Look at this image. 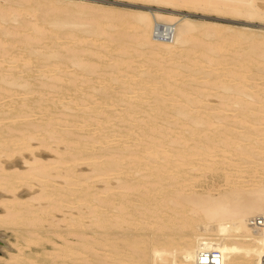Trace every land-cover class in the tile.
<instances>
[{
  "label": "bare ground",
  "instance_id": "obj_1",
  "mask_svg": "<svg viewBox=\"0 0 264 264\" xmlns=\"http://www.w3.org/2000/svg\"><path fill=\"white\" fill-rule=\"evenodd\" d=\"M28 1L29 0H26V2H28ZM140 1H144L146 3L148 2V4L150 3L152 6L150 5L151 7L147 8L146 10H132L131 9V10H126V11H120V12H118V14H116L114 12L115 15L112 14L111 10L106 9L105 12L102 11V14H98L96 16V18H98V20L94 19V22L91 21V20H93V19H91V17L89 18V19H91L90 21H86V20L84 21L83 16L86 17V15H90L92 13L94 15V13L97 11V9H98V11H99V9L103 10L102 7L89 5L88 3L87 4L78 3V1L77 2H71L72 3L71 7L65 6V5H59V4L58 5L57 4L52 5V3L46 4V5L44 4L46 6L45 8L48 12L51 13L53 11L52 12V14H53L54 11H56L57 13L55 12V14H53V15L48 13L49 16H47L48 14L46 15V13H47L46 11L40 12V10H39V14L40 13L44 14L46 12L44 14V16L46 15L47 17H42L41 21H43V23L47 22V25H50L53 27L52 30L56 32V35H54L55 38H56V36H58V33H60V34L62 33L61 29L64 28L65 26L76 27L77 29L83 31L84 34L86 32H89V36H90V34L92 36L93 35L94 36L95 35L101 36V33L103 34V32H101V28H100L101 26H100L99 18L104 19V23L106 22L111 26H112V24H118L119 26H121V31H119L116 36H113L112 32H111L112 36L111 35L108 36V34H110V33H108V34L105 33V34H103V36L106 35L108 37V40L111 41V43L114 40L118 41L117 43H123L124 41H130L131 43H133V45H130L129 47H121L122 46V44H121L120 48H117L118 49L117 51L123 55H125V54L129 55V53L131 51H133V52L138 53V56L139 55L142 56L141 52H143V53L146 52L145 55H147V56L145 58V62L148 63L147 65H149V66L152 65L155 68L157 67L158 72L160 70L162 71V72L161 71L159 72V74H161V75H158V72L156 71V69H155V72H150L149 69L144 68L145 65L142 66V64L140 65V63H138L139 66H142L144 68V69H142L141 67L137 68V70L139 68H141L140 70H138V72L136 74L139 77L138 80L137 79L134 80L136 77L132 76L131 74L128 75L126 73L125 74L121 73L120 77H123L122 78L123 80L122 81L120 80V83H121L122 88H124V92H128V93L132 92V90H130V87H132L131 85L135 86L136 89H138L139 91H141V92L143 91L142 93L144 95L149 96L153 100L154 105H152V107H150V108L152 111H154L156 113H158V112L160 113V110H162L163 105H165V102L168 101V103H170L169 102L170 99H171V103H176L178 101V104L174 105V108H175L174 110L176 111V114L179 117L187 118L191 123H193L192 124L193 126L195 124V126L201 127L199 129V131H201L202 134L200 133L201 135H200L199 139L202 141V143L204 142V145H202V147L197 149V150H199L198 153L194 149L196 151V153L199 155H202V156H206V158H207L209 153L211 152L212 148H214V146H213L214 142H216L215 145L218 142L221 145L220 147H223V149H224L223 152L227 153L228 155L229 154L237 155V156H240V155L245 156L246 155L248 157L250 156V158L254 157V160H255L254 163L256 166H254L255 169L251 171V172L254 171L253 174L251 175V173H250L251 178L247 179L246 181L245 180L242 181V179H240V181H239L238 179L242 178L241 177V174H242L241 171L242 170H240V171L237 170L236 165H233L232 163H230L232 161H230V159H228L229 157H227L226 154L224 153L225 156H223V157H227V160H229L230 162H225L227 160L222 158L224 160L223 161L218 160L217 163H219V161H221L220 163H222V165H224V164L227 165L225 167V171L227 170L225 172L226 173V179H227L226 182H228V185H229V188H227V190H223L219 195L215 196V195H212L211 192H205V194L195 193L194 191L189 192V193L188 192L184 193V192H182V190H183L182 188L188 187V186H185V187H182L181 189L178 188L177 191L173 192V195H175V198L171 197V199H166L165 193L163 191L164 186L159 187V185L156 182L160 183L163 181H169V180H172L176 177H181V176H183L184 180H185L187 177V176L185 177V175H189L190 171L188 169H185L184 167L186 165L193 164L191 155H189V153L192 151H190L189 153H186L187 155H184V156H182V158H180L181 157L179 155L180 151L176 150V151H178L176 156L179 155L180 157L177 156V158H176V156H174V155L173 156L166 155V157L163 158L164 161L161 160L162 163H160V164L156 163V165H155V161L158 159L157 158L155 160V158L158 155H161L162 153H163L162 155L165 156V153L162 151V149H160V147L158 145L159 140L155 139L154 141L157 142V144H155V142L153 140L150 141L151 139H149V141H144V142H146V144H145V146H143V148L138 149V147H137V150H135V151H128L129 150L128 146L127 147H124L123 145H122L123 147L122 146H116V147L112 146L111 148H113L112 149L113 151L111 154L109 153V155L111 157L107 156L109 158L108 159L105 158V161H103V162L101 161L102 163L99 166V168L96 167L95 169H91V171H93V172L97 171V174L95 175V177L97 178L96 179L97 181H98V178L103 177V175L106 178L105 175L109 176L112 173L113 174L117 173L119 175H120V173H122L121 175L123 176L124 173L126 172V170L124 171V168L121 167L122 166L121 161H123V160L120 159V157H118V156L122 153L127 152V154H131V156L134 155V159L132 158L133 159L132 161H134L136 163V165L138 166V167L137 166L132 167L131 171L132 172L136 171L137 173H139V168H140V173H141L142 172L141 169L143 171H144V169H148V172L146 173V175L151 176V177H156V180L153 181L156 184H152V186L150 184V187L145 188L146 186H143L144 184L132 182L131 183L132 185L124 186L126 183L121 182L122 185L119 187L121 190H124V191H118V192L114 193V191H113L114 189H111L109 187V189L108 188L100 189V190H103V189H105V190L101 191V192L99 191V193H96V191H94V192L91 191L90 193H85V194L79 195V194L75 193L76 192V191H74L75 189L70 188L72 186V184H74V183H72L71 186H69V184H68L67 186H69V188L65 187L66 185H63L65 188H61V186L56 188L54 186L55 184L52 183V185L53 184L54 185L51 187V189L42 190L45 192L40 193L41 192L40 191L39 192L40 195H37L36 197H34V195H33V197H30V200L28 199V201H31V202L23 201L24 198L22 199L20 196H17V195H16V197H14L12 199L7 200L9 198V196H6L7 198H6V200H4L3 203H4V206L6 207L7 210H6L5 214H3L2 216L0 214V223H9V224L15 223V225H16V224H18L16 222H19V219L23 218L25 220V221L23 220L25 222V224L27 222V223H29L30 227H31V225L33 226L30 229H28V232H37L38 230L41 229V225H40L41 221L43 223H45L43 220H46V216L49 215L48 211L51 209L45 211L46 210L45 206H44L45 209L41 208L42 206H40L39 208H37V207L35 208V205H34V203H32V201H34V200L38 201V200H44V199L48 200L49 199V201H51L49 203L50 208L52 207L53 210L54 209L62 210L64 206H68V208L71 209V211H72V209L77 210V213L75 212L76 210L74 211L76 213V216H73V215H75V213H73V214L71 213V214H69V216L71 215L73 217H65L63 219V221H65V226H64L63 230H60V232L64 238V244H63V247L61 249V253L59 255L61 260L60 261L58 260L62 264H123V263L124 264H126V263H128V264H199L201 261L202 254H203V252H205V250L214 251V252L218 253V255L216 256V261L219 264H264V260H263V258H264V232L260 227H258L257 225L254 224L255 219L264 215V75H263L264 74V29H263L264 28V0H140ZM23 2H24V0H23ZM67 3H69V2L67 1ZM20 6L21 5H19V7ZM35 6L31 7L32 9L34 8L33 11H35V8L37 10H38V8L40 9L41 8L40 6H42V4L38 3V5H35ZM43 8L41 10H43ZM27 9H30V8L27 7ZM181 9L198 10V11L200 10V11H205V12H215V13H219L221 15L224 14V15H229V16L231 15L234 17H242L243 19L246 20L247 23H250V24L252 23V24L250 25V24L246 23L247 25L241 26L243 28H242V30H240L239 33H234L233 35L227 34L224 30H223L224 31L223 32L219 27H214V26H213L214 28H212V27H210V28L201 27L199 24H197V22L194 19L189 17L188 13H186V14L180 13ZM12 11H13V9H12ZM29 11H31V9ZM36 11H35V13H36ZM7 13L8 12L0 13V19H6ZM24 13H26V11L23 12V14ZM37 13H38V11H37ZM37 13H36V16H37ZM13 14H14V12H13ZM13 14H12V17H13ZM79 15L82 16V21H80ZM12 17L10 16V18H12ZM17 17H18V14H17ZM77 18H78V20H77ZM7 20H8V18H7ZM11 21H13V20H11ZM35 22L36 21H34V23H31L32 26L30 27L32 30V35L35 38H41L40 40H43L42 37L45 35L46 31L42 30L43 29L42 27L45 24L44 25L42 24L43 26H41V25H37L38 24V22H37L35 25ZM1 23H2V21H1ZM16 23H18V22L16 21ZM25 23H26V21H25ZM95 23H97L98 26ZM256 23L258 24V25H256L257 27H255V25H253ZM27 24L29 25L30 23H26V25ZM159 24L163 25L166 30L170 31V34L172 35L171 39L161 40V39H158L154 36L155 26L159 25ZM22 25H23V23H22ZM104 25H103V27H104ZM214 25H216V24H214ZM46 28H48V27H46ZM110 29H111V27H110ZM126 29L127 30L131 29L132 32L127 33V31H125ZM7 30H6V32H7ZM14 30H15L14 33H16V28ZM52 30H51V32H48L47 35H50V33L53 32ZM69 30H70V28H69ZM117 30H118V28H117ZM225 30H226V28H225ZM6 32H5V34H7V36L10 35L9 33H6ZM68 32H66V31L63 32V37L67 38L65 40H67L68 42L65 41L66 42L65 45L63 44L64 49H62L61 52H59L56 48H51L50 51H48L47 53H44V55L47 56L46 59H49L51 57H55L59 53H62L60 56V63L65 64V69L63 67H61L62 65L60 66V65H58V63H56L58 65V68L55 69L52 65L49 68H54L52 71H57V73H59V74H54V75H47L46 74L45 75V72H43L42 74L40 73L39 76H40V78H43L45 76L46 78L44 77L45 78L44 80H48V82H52V81H55L57 79L59 82L62 81L64 83V88H65L64 90L66 92L63 91V93L60 94L59 102L61 103V106L64 107L65 110H71L72 112H75L76 117L78 115H80L84 119V121L82 119L83 126L82 125L81 126L83 128H87L84 126H88V124L94 125V123L90 124L89 121L96 120L94 118L98 117L99 114L101 116V114H104L102 112L106 111V110H103V108H101L102 106L100 107L101 108V110H100L96 104L97 101L96 100L93 101V99H95V97L98 95V93H100L102 91H109L108 89L111 87V83L113 81H115V78H110V77H106V76L102 77L101 76L102 77L101 81L100 82L97 81L98 84H100L99 86H97L96 84H93V85H91V90L85 91L86 88L81 90V87H79L77 81H79L81 83L86 81V79L84 78L86 71L87 72H95L96 70H101V62H100L101 60L99 59L101 57H98V59H94V58H92L94 56L93 55L92 57H88L87 59L83 58L84 51L86 49H88L87 48L88 45L89 46L94 45L93 43L95 42V40H94V42L92 40L90 42H88L86 40H88V39L90 40L92 38V36H90L91 38L86 39L88 36L84 38L81 35L83 43H84V40L86 39L85 41L88 42V45L86 48L83 46L75 47L76 44L71 45L70 43L74 44V42H73L74 39L76 38L78 40L79 37H78V35L75 38L71 37L70 35L68 36ZM73 32H74V30H73ZM69 33H71V32H69ZM116 33H117V31H116ZM11 34H13V33H11ZM22 34L25 35L24 33H22ZM65 34H66V36H65ZM254 34L259 35L258 36L259 38H254L255 37ZM72 36H73V34H72ZM208 37H216L218 40H216V42L210 43V42L206 41V38H208ZM24 38L26 41H30L29 40L30 38H28V37H24ZM55 38L52 40L53 42H54ZM242 39H244V40H242ZM57 40L60 41L59 38ZM239 40H241V41H245V40L247 41L248 40V42H246L245 48H243V49L244 50L247 49L248 51H250V53L256 58L257 64H258L257 66H258L259 74H261V76L263 78V82L260 84L259 89L257 87L258 90H257V92H255L256 94H253V92H251V88L254 89V85L253 86L251 85V83L253 81L250 82L251 79L250 80H244L246 74L244 76L243 71H241V70H243V69H241L242 68L241 58H242L243 54L241 55L239 53L238 46H236L234 49H232V46L237 45L238 42L239 43L241 42ZM34 41H37V39H35ZM46 41H48V40H46ZM58 41H55V42L57 43ZM80 41H81V38L79 39V45L82 43V41L81 42ZM106 41H105V43H107ZM75 43H76V41H75ZM9 44L12 45L11 43H9ZM9 44H7V45H9ZM40 44H41V42H40ZM10 45L8 48L11 47ZM43 45H45V44H43ZM99 45H100V43H99ZM238 45H240V44H238ZM53 46L55 47L56 45L54 44ZM104 46H101V48L102 47L104 48ZM123 46H125V45H123ZM1 48L3 49V47H1ZM24 48H25V46H24ZM61 48H62V46H61ZM131 48H132V50H131ZM230 50L232 52H234L233 53L234 59L232 61V64H234V66H233V68H231V69L228 68V70H226L227 77H229L228 81H224L221 84L220 83L219 84L214 83L212 86L208 85L209 82H207L205 80H202L205 82L204 84L203 83L200 84V82L196 83L198 81L195 78H196V75L198 73L203 72L205 75L206 74L210 75L211 73L205 71L206 66H208L207 68L211 67L213 69L212 66L214 64L216 65V63L218 62V61L215 62L214 57H213V53H215V54L217 53L220 56H222V54H224L227 51L231 52ZM42 51H44V50H42ZM2 52H4V49L2 50ZM2 52H1V54H5ZM86 52H87V50H86ZM88 52H90L89 54H95L96 53L95 50H93V49H88ZM112 53H114V52H112ZM6 56L7 55H4V56H2V58L3 57L5 58ZM87 56H89V55H87ZM141 56H139V57L141 58ZM11 58L13 60H16V59H14V57H11ZM8 59H9V57H8ZM8 59H6V60H8ZM41 60L43 61V59H41ZM17 61H18V59H17ZM128 61H129L128 59L121 60V61H119L117 59L114 61L113 65L110 64V66L111 65H112L111 67L116 66V67L120 68L121 71H127V69L131 68V66H132V64L129 63ZM14 62H11V63L14 64ZM29 62H30V60H29ZM29 62L27 60V61H25L24 64H22V66H24L22 72H24L25 74H26L27 70H30L28 67ZM131 62L133 63V61H131ZM253 62L255 63V61H253ZM11 63H9V64L11 65ZM17 63H19V62H17ZM202 63H204L206 66ZM134 64L135 63H133V65ZM224 65H226V63ZM31 66H33V65H31ZM110 66L108 68H111ZM216 66H218V65H216ZM71 67H74L73 71H69V68H71ZM8 68L9 67L7 66V64H5V61H0V84L2 83V87L4 86V89L8 90V92L6 91L7 93L6 92L5 93L0 92V121L11 120V121H13V123H16L15 120L18 118H22V119L25 118L27 121L24 123L26 125L25 126L26 128L22 127V125H19V124H17V126H11L13 124L12 122L10 123V125H6V126L0 128V158H1L2 154H4V153L6 155H9V156H11V155L14 156L15 152L19 151L22 148L23 149H30V147H31L30 141H32V139H34V138L36 139V135H34L36 132L37 133L40 132V134H42L40 137L38 136L39 137L38 139H42L43 141L45 140L44 142H47V138H52V139L56 138L57 140H59L58 142H60L61 140H64V141L68 140L69 141L68 146L69 145L72 146V144L74 142L71 143L70 141H76V142L83 143V144H80V146L82 145L83 149L90 148V150H91V148H93L95 146V143L96 144L100 143L99 145L109 144V141L107 139H110L111 137L109 138V137L103 136L102 139L99 141V140H95L91 134L82 136V138H81L79 136V134H77L76 132L70 131L68 134V133H66L65 130L57 129L56 127L60 126L59 125L60 121H62L64 123V121L61 119V117L64 115H61L60 113L59 114L61 117H59V118L58 117H55V118L47 117L48 119L41 118V120H43V122H41L39 124L30 120L29 118H31V116H32L31 114H32L33 110L35 109V106L30 107L28 104L23 103L21 105L18 104L20 107H17V105L15 106L14 104L16 103L15 98L19 95L18 92L24 91V94H23L24 96H22L24 98L29 96L27 94V91L30 89L29 87H31V88L33 87L30 85L32 84V82L35 78L32 80V79H29L26 75H21V74L16 76L15 73H12L13 71L8 69ZM10 68L13 69L14 66L12 65ZM34 68H35V66H34ZM219 68H220V66H219ZM16 69H14V70H16ZM134 69H132V70H134ZM225 69H227V68H225ZM206 70H208V69H206ZM188 73H190V75H188ZM247 73L250 74V72H247ZM242 74H243V76H241ZM249 74H247V75L249 76ZM251 76H250V78H251ZM227 77L225 76L223 78H227ZM185 79H188L189 81H184ZM205 79H207V78H205ZM252 79H254L253 76H252ZM256 79L259 80L258 78H256ZM90 80H89V82H91ZM221 80H224V79H221ZM241 80H243L244 82ZM245 81L249 82L250 85H244L243 86V84H241V82L246 84L247 82H245ZM86 82H88V81H86ZM254 83H256V82H253V84ZM194 84H196L195 86H198V84L200 86H202V84H203L205 87V91H203L200 88H199L200 91L198 89H196V90H198V92H196L197 95L196 96L194 95L195 97H193L192 93L194 91H191V90H193L194 87L192 88L190 86L194 85ZM42 86H44V85H41L40 87H42ZM113 87H114V85H113ZM189 87L192 88L190 91L188 90ZM216 87L220 88L224 94V95H222L223 101L221 100L222 106L219 105L220 107H218V108L210 107L209 104L206 103V101L208 100L207 94L210 93L208 90L211 88H216ZM217 88H216V90H219ZM0 89H1V87H0ZM206 89H208V90H206ZM1 90H3V89H1ZM87 90H88V88H87ZM170 91L173 93L171 94ZM206 91H208V92L206 93ZM117 92H118V90H117ZM122 92L123 91H121L120 94H117L115 92L116 95H114L113 97H115L116 101L125 100L127 98L134 96V95H132V93H130L131 95H129V94H123ZM216 92L218 93V91H216ZM220 92L221 91H219V93ZM17 93H18V95L16 96ZM29 93H30V91H29ZM41 93H44V92H41ZM32 94H33V92H32ZM203 94H205V98H203V96H202ZM30 95H31V93H30ZM55 95H57V94L55 93ZM142 95L135 96L134 99L139 98L138 100H141V99H143V96H144V95L143 96ZM146 96H144V97H146ZM162 96H164V97H162ZM168 97H170V99L167 100ZM7 98H8V100L10 99V102H3V100L7 99ZM177 98H179V99L176 101ZM35 100H36V102H40L42 100V98L35 99ZM23 102H24V99H23ZM31 102L33 103L34 101L32 100ZM52 102H54V101H52ZM57 102H58V100H57ZM99 103H101V102L99 101ZM52 104H54L56 106V103H52ZM112 104H110V105H112ZM115 104H116V102H115ZM126 105H127V103H126ZM133 105H134V107H140V108H143V106H144L140 101H137V100L133 103ZM196 106H197V108H195ZM199 106L202 107L203 110L204 109L205 110L202 111L201 113H200V110H197V111H199L198 114L194 115V112L192 113V109H195V111H196V109H198ZM106 107H107V105H106ZM110 107H109V110L112 109V107H111V109H110ZM124 107H122V108H124ZM171 107H173V104ZM116 108H118V107H116ZM125 109H126V107H125ZM131 110H132V108H130V109L127 108V110H125L121 115L119 114V116L122 118V121H123L122 124L124 123V120L128 116L133 115V114H131ZM215 110H217V111H215ZM232 110L235 111V114L231 113V115H230L227 113L228 111L232 112ZM167 111H168V109H167ZM44 112H46V111H44ZM44 112L43 113L41 112V113L44 114ZM117 112H119V111H117ZM134 113H136V112H134ZM144 113H147V112L145 111V112H143V114ZM39 115H41V114H38L37 117H39ZM57 115H58V113H57ZM191 115H194V116L191 117ZM102 116H106V114H104ZM107 116L108 117H105L106 119H104V120L107 123H109L111 121L110 119L112 116L111 117H109V115H107ZM114 116H116V115H114ZM133 116L132 117L134 119H135V116L138 117L136 114ZM132 117H129V119ZM143 117H145V116H143ZM133 118H132V120H133ZM160 118H162V117H160ZM89 119H94V120H89ZM18 120H20V119H18ZM140 120H142V118ZM140 120L139 121H138V119L136 120L137 124H138V122H141ZM175 120H176L175 122L177 123V118ZM76 121H75V123H76ZM82 121H81V123H82ZM96 121H97V123L103 122V120H96ZM145 121H143V122H145ZM214 121L216 122L215 125L218 126V127H216L218 132H216L217 135L214 134V136H212L211 133H209L208 131L213 126L211 124ZM67 122H68V120L66 121V123ZM106 122H104L105 124H103V125L100 124V127L107 125ZM143 122H141V123H143ZM66 123H64L63 125H65ZM86 123H88V124H86ZM180 123H181V121H180ZM118 124H120V123H118ZM124 124H126V122ZM246 124L247 125L249 124V126H248V128H245V130H242V133H241L240 129H238V130H240V132H237L238 130H236V132H235V129L239 128L240 126L243 127V125L245 126ZM96 125H99V124H96ZM139 125L141 127V124H139ZM175 125H177V124H175ZM73 126H75V125H73ZM181 126H183V124ZM67 127H69V126H67ZM112 127H114V126H112ZM129 127L132 128V126H129ZM150 127H152V126H149V128ZM163 127L164 126H162V128L161 127L160 128L163 130ZM204 127H205V129H204ZM242 127H241V129H243ZM77 128H80V127L77 126ZM160 128L158 129L159 131H160ZM128 129L129 128H127V130ZM213 129H215V128H213ZM246 129L248 131L247 132L248 134L243 133V131H246ZM15 130L20 131L21 134L14 133L13 131H15ZM81 130L83 132V129H81ZM100 130H101V128H100ZM149 130H153V129L152 128L148 129V132H149ZM188 130H189V128H188ZM188 130L186 131V134H187ZM204 130H205V132H204ZM215 130H214V133H215ZM167 131L169 132V129ZM177 131L179 132V130H177ZM190 131L194 132L192 130V128ZM211 131L213 133V130H211ZM130 133H132V132H130ZM174 133H176V132H174ZM206 133H208V134H206ZM220 133H222V134L220 135ZM153 134H154V132H153ZM171 134L174 135L173 132ZM178 134H180V133H178ZM37 135H39V134H37ZM93 135H94V133H93ZM193 135H195V134L193 133ZM175 136H180V135L175 134L173 137L174 143L172 142V145L174 144V146L176 147V142L178 141V138L176 137L177 141H174V140H176ZM196 136H197V134H196ZM115 137H117V136H115ZM146 137H147V135H146ZM215 137L218 138V141L215 139ZM120 138H121V136H120ZM166 138L167 137H165V139ZM179 138H181V136ZM111 139H113V138H111ZM181 139H183V138H181ZM191 139H193V138H191ZM243 139H245V140L246 139L247 140L252 139L251 141H252L253 145H255L256 149H248L247 148L248 146L245 147V143H244V146H242L241 141ZM139 140H142V139L139 138ZM162 140H160V142ZM200 140H198V141H200ZM249 140H248V142H249ZM182 141H184V140H182ZM182 141H180L181 143H179L181 145V147L183 146L184 143H186V142L183 143ZM195 141H196V139H195ZM134 142H136V143L139 142V144H140L141 141H138V142L134 141ZM190 142H192V141H189L188 143H190ZM244 142H246V141H244ZM22 144L25 146H23ZM60 144H62V143H60ZM21 145H22V147H16L15 148V146H21ZM48 145L50 146V144H48ZM73 146H77V145L73 144ZM139 146L141 147V145H139ZM184 146H185V144H184ZM186 146H187V144H186ZM196 146L197 145L195 142V147ZM249 146H251V145H249ZM177 147H179V146H177ZM198 147H199V145H198ZM161 148H163V147L161 146ZM167 148H169V147H166L165 149H167ZM66 149H69V148H66ZM94 149H95V147H94ZM96 150H98V149H96ZM107 150H109V149H107ZM169 150H170V148H169ZM173 150H174V148H173ZM189 150H191V147ZM66 151L69 153L68 150H66ZM216 151H218V150H216ZM72 152H74V151H72ZM219 152H220V150H219ZM90 153H91V151H90ZM143 153H144V155L148 154L147 159H144V160H147L146 163L143 162V159H139V158H141V155ZM219 154H221V152L217 153V155H219ZM65 156L67 157V155H65ZM73 156L78 157V154L73 155ZM73 156L71 155L72 160H73ZM103 156L104 155L102 154L101 157H103ZM214 156H216V155L214 154L213 157ZM101 157H99V158H101ZM230 157H232V156L230 155ZM79 158H80V155H79ZM205 159H203V160L206 161ZM38 160L39 159H37V160L35 159V161L33 160L34 162L31 160L34 165L31 164L29 161L28 162L25 161L27 164L29 163L28 165H30L29 168L26 170H24V169L21 170L20 168H16V167H18L19 163L16 166L15 160H14L15 162L13 164V167L11 165V163L13 161L10 163V165L5 163L6 162L5 161L4 163L6 166H4V165H3L4 167L0 166V167H2L1 169H3V170L4 169H10L11 172H9V174H7V175L0 176V189L3 188L1 190H3V191L6 190L7 193H8V191H10V192L15 191L16 192V189H18V188H16L14 185V182H13L14 179L21 180V183H22V181H28L30 179H33V180L36 179L35 181H37V182L39 181L40 184H41V182L46 183L48 181H50V182L53 181L54 175L52 174V170H53V167L56 168V166H53L51 164H41V162H40L41 160H39V162H40V164H39ZM87 160H88V158H87ZM97 160H96V162H98ZM151 160H153V161H151ZM203 160H201V161L203 162ZM83 161H84V159L82 160V162ZM92 161L93 160L91 159V162ZM210 161H209L210 164L208 163L209 165L208 164L205 165V162H204L203 165H205V168H199V170L202 172H206V171L208 172L210 170L213 171V170H216V168L217 169L220 168L219 166L215 167V165L213 164L214 162L212 161L213 163H211ZM73 162H75V161H73ZM73 162H72V164H73ZM82 162H80V163H82ZM96 162H95V164L97 165ZM206 162H208V161H206ZM243 162H246V161H243ZM26 163H24V164H26ZM75 163H77V162H75ZM80 163H78V164H80ZM86 163H89V162L86 161ZM1 164H3V163L1 162ZM78 164H76V165H78ZM196 164L198 165V163H196ZM200 164L201 163H199L198 167L200 166ZM211 164H213V165H211ZM252 164H253V162H252ZM7 165H9V166H7ZM58 165H60V164H58ZM61 165L63 167V164H61ZM67 165H70V164H66L65 167H68ZM73 165L76 166L75 164H73ZM93 166H95V165H93ZM93 166L92 167L90 166V167L94 168ZM123 166L125 167V165H123ZM22 167H24V166L22 165ZM65 167H64V169H65ZM130 167H131V165H130ZM189 167L192 168L191 166H189ZM189 167H187V168H189ZM198 167L196 168V170H198ZM17 169H19L18 172H16ZM66 169H68V168H66ZM14 170H16V171H14ZM76 170H78V169H76ZM4 171H6V170H4ZM128 171H129V169H128ZM193 171H195V170H193ZM62 172L63 171H61V173L58 176L63 177L64 173L62 174ZM93 172H91V174ZM136 172L134 173L135 175H136ZM68 173L71 174V172H69V171H68ZM72 173H74V171ZM198 173H200V172H198ZM79 174H80V172H79ZM203 174L204 173L198 174L197 176H202ZM206 174H205V176H206ZM13 175H14V177H13ZM73 176L75 177V175H73ZM80 176H81V174H80ZM115 176H117V175H115ZM68 177H67V179H68ZM112 177H114V175ZM249 177L250 176H248L247 178H249ZM89 178L90 177H87L85 179V181H87V182L92 181V180H89ZM142 178L147 179V177L145 178V176ZM199 178H198V180H199ZM70 179H72V178H70ZM132 179H134V177ZM103 180L104 179H102V181ZM117 180L120 181V179H117ZM117 180H116V183H117ZM71 181H73V180H70V182ZM93 181H95V180H93ZM185 181H187V180H185ZM195 182L193 185H195ZM23 183H26V182H23ZM23 183H22V185H23ZM110 183H111V181H110ZM113 183H115V180ZM113 183H112V186L114 185ZM192 183H193V181H192ZM46 184H48V183H46ZM49 184H51V183H49ZM59 184H61V183L59 182ZM106 184H108V183H106ZM118 184H120V183H118ZM166 184H168V183H166ZM27 185H30V181H29V184H27ZM84 185L85 184H83V186ZM73 186H75V185H73ZM79 186L82 187V183ZM92 186H93V184H92ZM88 187H91V186H87V184H86V188H88ZM105 187H107V186H105ZM166 187H167V185H166ZM170 187H171V184H170ZM89 189L90 188H88L86 191L89 192ZM93 189H95V188H93ZM111 190H112V192H111ZM207 191H209V189H207ZM210 191H212V188L210 189ZM102 193L105 196H101ZM1 194H3V193H1ZM99 194H101V195H99ZM151 194L155 195L156 199L154 200V203H152V205L150 203L149 206L148 205L146 206L147 203L143 199L146 198V195H151ZM64 196L65 197L67 196L69 198L67 199ZM133 196H139L140 201L138 203L135 202V199L133 198ZM3 197L5 198V196H3ZM152 198H153V196H152ZM165 207L168 208L172 212L171 213L172 216L170 218L164 217V215H163V208H165ZM68 211H70V210H68ZM68 211H66V212H68ZM66 212L64 214L68 215V214H66ZM115 226L120 227V230L119 231L118 230L113 231L112 229ZM148 227L153 228V230L149 233L145 232V230H147ZM113 235H117L119 237L116 238V237H113ZM31 238L32 237H30V240L34 239V238L31 239ZM26 239H28V237ZM32 242H34V241L32 240ZM35 242H36V240H35ZM100 250L104 251V254L101 251L103 255L99 254ZM45 255L48 256L47 254H45ZM56 256H53V261L51 259L52 256H50L51 261H49L48 264H55L57 262V259H56V262L54 261L55 260L54 258H57ZM25 259L27 260V258H25ZM28 260H29V258H28ZM202 260L205 261V257L202 258ZM31 261H32V259H31ZM27 264H29V263H27ZM57 264H59V263L57 262Z\"/></svg>",
  "mask_w": 264,
  "mask_h": 264
},
{
  "label": "rangeland",
  "instance_id": "obj_2",
  "mask_svg": "<svg viewBox=\"0 0 264 264\" xmlns=\"http://www.w3.org/2000/svg\"><path fill=\"white\" fill-rule=\"evenodd\" d=\"M2 1V2H1ZM8 3H7V2ZM21 1V2H20ZM38 1V2H37ZM67 1L69 2V3H67ZM78 1V3H84V4H89V5H94V6H97V7H102V9L103 10H100L99 9V11H98V9H97V13L95 14L94 13V15H93V13L92 14H90V15H86V17L85 16H83V20L85 21H90L91 19H93V20H91V21H93L94 22V19H96V20H98V18H96V16L98 15V14H102V11H104L105 12V10L107 9V10H111V12H112V14H114L115 15V13L116 14H118V12H120V11H126V10H146L147 8H149V7H151L152 5L149 3L148 4V2L146 3V2H144V1H140V0H29L28 2H26V0H24V2H23V0H0V10L2 11H0V13H4V12H8L7 14H6V19H0V61H5V64H7V66L9 67L8 69H10V70H12L13 72L12 73H15V75L16 76H18L19 74H21V75H26L29 79H34L33 80V82H32V84L30 85V86H33L32 88L31 87H29L30 89L27 91V94L29 95V96H27L26 98H24V97H22V96H24L23 94H24V91H20V92H18L19 93V95H18V93L16 94V103L14 104L15 106L17 105V107H20L19 105H21V104H28L30 107H34L35 106V109L33 110V112H32V116H31V118H29L30 120H32L33 122H35V123H41V122H43V120H41V118H44V119H48L47 117H53V118H55V117H61L60 116V114L61 115H64V116H62L61 117V119L64 121V123H66V121L68 120V122L65 124V125H63L64 123L62 122V121H60V126H57L56 128L57 129H61V130H65L66 131V133H68L69 134V132L71 131V132H76L77 134H79V136L82 138V136H85V135H88V134H91L92 136H93V138L95 139V140H101L102 139V137L103 136H105V137H111V138H113V139H107L108 141H109V144H103V145H99L100 143H95V149H94V147L93 148H91V150H90V148H85V149H83V147H82V145L80 146V144H83V143H81V142H76V141H70L71 143H73L74 145H77V146H73V144H72V146H68V143H69V141L68 140H61L60 142H58L59 140H57L56 138H54V139H52V138H47V142H44L42 139H38L42 134H40V132H36L34 135H36V139L34 138V139H32V141H30V144H31V147H30V149H20L19 151H16L15 152V155L14 156H9V155H6L5 153V155L4 154H2V156H1V158H0V166H6L5 165V163H7V164H9L10 165V163H11V165H12V167H13V164H14V162H15V164H16V166H17V164H18V167H16V168H20L21 170H26V169H28L29 168V166L30 165H28L25 161H29L31 164H33V162L35 161V159L37 160V159H39V160H41L40 162H41V164H51V165H53V166H56V168L55 167H53V170H52V174L54 175V177H53V181H48V182H46V183H48V184H46V183H43V182H41V184H40V182L38 181H35L36 179H30V180H28V181H22V183L23 182H26V183H23V185H22V183H21V180H18V179H14V185H15V187L16 188H18V189H16V192L14 191V192H10V191H8V193L6 192V190L5 191H3V190H1V189H3V188H1L0 189V214H1V216L3 215V214H5V212H6V207L4 206V200H6V196H9V198L7 199V200H9V199H12V198H14V197H16V195L17 196H20L22 199H23V201H26V202H31V201H28V199L30 200V197H33V195H34V197H36L37 195H40V193H42V192H45V191H42V190H46V189H51V187L54 185L56 188H58V187H60L61 186V188H65V187H68L69 188V186H71V184L72 183H74V184H72V186L70 187L71 189H75L74 191H76L75 193H77V194H79V195H82V194H85V193H90L91 191H96V193H99V191L101 192V191H104L105 189H103V190H100V189H102V188H108L109 189V187L111 188V189H114L113 191H114V193L115 192H118V191H124V190H121L120 189V187L119 186H121L122 185V183L121 182H123V183H126L124 186H130V185H132L131 183L132 182H134V183H140V184H144L143 186H146L145 188H148V187H150V184H151V186H152V184H158L159 185V187H161V186H164V188H163V191H164V193H165V198L166 199H171V197L172 198H175V195H173V192L174 191H177V189L178 188H182V187H185V186H188L187 188L185 187V188H182L183 190H182V192H195V193H199V194H205V192H211V194L212 195H215V196H217V195H219L223 190H227V188H229V185H228V182H226L227 181V179H226V171H225V167L227 166L226 164H224V165H222V163H220L221 161H223L224 159L225 160H227V157H229L228 159H230V161H232V162H230L229 160H227V161H225V162H230V163H232L233 165H236V168H237V170H242L241 172H242V174H241V177L242 178H239L238 180L240 181V179H242V181H246L247 179H250L251 178V175L253 174V172H251L252 170H254L255 169V167L254 166H256L255 165V160H254V157H251L250 158V156L248 157V156H237V155H232V154H227V153H225V152H223L224 151V149H223V147H220L221 145H220V143H218L217 142V144L215 145V143L216 142H214V144H213V146H214V148H212V150H211V152L209 153V155H208V157L206 158V156H202V155H199V154H197L198 153V151L199 150H197V149H199L200 147H202V145H204V142L202 143V141L199 139L200 138V135L202 134V132L201 131H199V129L201 128V127H199V126H195V124H194V126L192 125L193 123H191L187 118H182V117H179L177 114H176V111L174 110L175 108H174V105H176V104H178V99L179 98H177L176 99V103H171V99H170V97H168L167 98V100L168 99H170L169 100V102L170 103H168V101L167 102H165V105H163V108H162V110H160V113L158 112V113H156V112H154V111H152L151 110V108L150 107H152V105H154V102H153V100L149 97V96H146V95H144L141 91H139L138 89H136V87L135 86H133V85H131L132 87H130V90H132V92H130V93H132V95H134V96H132V97H130V98H127V99H125V100H119V101H116L115 100V97H113L114 95H116V93L117 94H120L121 93V91H123L122 93L123 94H129V95H131L130 93H128V92H124V88H122V86H121V83H120V80L122 81L123 79V77H120L121 76V73L122 74H128V75H132V76H135L136 78L134 79V80H138L139 79V77H138V75H136L137 74V72H138V70H140L141 68L142 69H149V71L150 72H155V69H156V71H157V67L155 68L154 66H149V65H147L148 63H146L145 62V58H146V56L147 55H145L146 54V52L145 53H143V52H141L142 53V56L141 55H139V56H141V58L138 56V53H136V52H133V51H131L130 53H129V55L128 54H125V55H123V54H120L117 50V48H120V46H121V44H122V46L121 47H129L130 45H133V43H131L130 41H124L123 43H117L118 41H113L112 43H111V41L110 40H108V37L106 36V35H104L103 36V34H108V33H110V34H108V36H112V34H111V32L113 33V36H116L117 34H118V32L119 31H121V26H119L118 24H112V26L111 25H109L108 23H104V19H100L99 18V21H100V28H101V32H103V34L101 33V36H92L91 34H90V36H92V38L89 36V32H86L85 34H84V32L83 31H81V30H79V29H77L76 27H69V26H65L64 28H62L61 30V34L60 33H58V36H56V38H55V36L54 35H56V32L55 31H53L52 29H53V27L52 26H50V25H47V22H45V23H43V21H41V18L42 17H47V16H49V14L48 13H50V12H48L47 10H46V4H49V3H52V5H55V4H59V5H65V6H69V7H71L72 6V3L71 2H77ZM16 2V3H15ZM38 3H40V4H42V6H40L41 8L39 9L38 8V10L35 8V11L37 10L38 11V13H37V11H36V13H37V16H36V13H35V11H33V9L31 8L32 6H35V5H38ZM16 4V5H15ZM33 4V5H32ZM45 4V5H44ZM19 5H21L20 7H19ZM148 5V6H147ZM151 5V6H150ZM23 6V7H22ZM3 7V8H2ZM10 7V8H9ZM27 7L28 8H30L31 9V11H29L30 9H27ZM36 7V6H35ZM44 7V8H43ZM2 8V9H1ZM17 8V9H16ZM43 8V10H41ZM12 9H13V11H12ZM16 9V10H15ZM53 9V8H52ZM18 10V11H17ZM21 12H20V11ZM23 10V11H22ZM39 10H40V12L41 11H46L45 13H46V15L44 16V14L43 13H40L39 14ZM182 10V11H181ZM180 10V13H182V14H186V13H188L189 14V17H191L192 19H194L196 22H197V24H199L201 27H203V28H210V27H212V28H214V27H219L222 31L224 30L227 34H234V33H239L240 32V30H242V28L243 27H241V26H245V25H247V24H250V23H247L246 22V20L245 19H243L242 17H234V16H229V15H224V14H219V13H215V12H205V11H198V10H189V9H186V10H184V9H181ZM26 11V13H24L23 14V12H25ZM13 12H14V14H13ZM32 12V13H31ZM53 12V11H52ZM52 12L50 13L51 15H53V14H55V12L56 11H54V13L52 14ZM103 12V13H104ZM115 12V13H114ZM57 13V12H56ZM107 13V12H106ZM11 14V15H10ZM12 14H13V17H12ZM16 14V15H15ZM17 14H18V17H17ZM21 14V15H20ZM32 14V15H31ZM111 14V15H112ZM23 15V16H22ZM10 16L12 17V18H10ZM94 16V17H93ZM36 17V18H35ZM91 17V19H89ZM7 18H8V20H7ZM23 18V19H22ZM39 18V19H38ZM85 18V19H84ZM22 19V20H21ZM36 19V20H35ZM79 19H80V21H82V16H80L79 15ZM11 20H13V21H11ZM26 21V23H30L29 25L27 24L26 25V23H25V21ZM77 20H78V18H77ZM1 21H2V23H1ZM16 21L18 22V23H16ZM23 21V22H22ZM34 21H36L35 22V25H36V23L38 22V24L37 25H41V26H43L44 24V26L42 27L43 29L42 30H45L44 32H45V35L42 37V39L43 40H40L41 38H35L33 35H32V30H31V26H32V24L31 23H34ZM23 23V25H22V23ZM4 23V24H3ZM6 23V24H5ZM208 23V24H207ZM244 23V24H243ZM247 23V24H246ZM43 24V25H42ZM49 24V23H48ZM96 25H97V23H95ZM106 26H105V25ZM214 24H216V25H214ZM252 24V23H251ZM250 24V25H251ZM103 25H104V27H103ZM114 25V26H113ZM208 25V26H207ZM210 25V26H209ZM253 25H255V27H257L256 25H258L257 23L256 24H253ZM252 25V26H253ZM5 26V27H4ZM98 26V25H97ZM117 26V27H116ZM206 26V27H205ZM214 26V27H213ZM18 27V28H17ZM22 27V28H21ZM46 27H48V28H46ZM51 27V28H50ZM110 27H111V29H110ZM16 28V33H14L15 32V29ZM27 28V29H26ZM69 28H70V30H69ZM103 28V29H102ZM117 28H118V30H117ZM225 28H226V30H225ZM8 29V30H7ZM12 29V30H11ZM23 29V30H22ZM25 29V30H24ZM50 29V30H49ZM105 29V30H104ZM264 29V28H263ZM5 30V31H4ZM6 30H7V32H6ZM14 30V31H13ZM51 30L53 31L52 33H50V35H47L48 34V32H51ZM73 30H74V32H73ZM115 30V31H114ZM12 31V32H11ZM23 31V32H22ZM71 32V33H69L68 32V36L70 35L71 37H73V38H75L77 35H78V37H79V39L81 38V41H82V37H87L86 39H88V38H91L90 40L88 39V40H86V41H88V42H90L91 40L94 42V40H95V42L93 43L94 45H91V46H89L88 45V42H86L85 40H84V43H83V41H82V45L80 44L79 45V39L77 40L76 38V40L74 39V44L73 43H70L71 45H75L76 44V46L75 47H81V46H83V47H87V45H88V49H93V50H95V54H89L90 52H88V49H86L87 50V52H86V50L84 51V56H83V58H88V57H92L93 55V57L92 58H94V59H98V57H101V58H99L101 61V70H96L95 72H85V76H84V78L86 79V81H88V82H86V81H84V82H79V81H77V83H78V85H79V87H81V90L82 89H85V91H89V90H91V85H93V84H96L97 86H99L100 84H98V82H100L101 81V79H102V77H110V78H115V81H113L112 83H111V87L108 89L109 91H102V92H100V93H98V95L95 97V99H93V101L94 100H96L97 102H96V104H97V106L99 107V109L101 110V108H103V110H106V111H103L102 113H104V114H106V116H102V115H104V114H101V116H100V114H99V116L98 117H96V118H94V119H96V120H103V122H99V123H97V121L96 120H94V119H89V120H94V121H89V123L90 124H92V123H94V125H89L88 123H86V124H88V126H84V127H87V128H83L82 126H83V121H84V119L80 116V115H78L77 117H76V113L75 112H72L71 110H65V108L64 107H62L61 106V103L59 102V97H60V94L61 93H63V91L64 92H66L64 89V83L62 82V81H58L57 79L55 80V81H52V82H48V80H44L45 78L43 77V78H40V76H39V74L41 73H43V72H45V75L47 74V75H54V74H59V73H57V71H52L54 68L56 69V68H58V65H62L61 67H63L64 69H65V64H63V63H60V56H61V54L62 53H59L57 56H55V57H51V58H49V59H46L47 58V56L46 55H44V53H47L48 51H50L51 50V48H56L59 52H61L62 51V49H64L63 48V44L65 45V43L66 42H68L67 40H65V39H67V38H65V37H63V32ZM116 31H117V33H116ZM125 31H127V33H131L132 32V30L131 29H126ZM223 31V32H224ZM4 32V33H3ZM5 32L6 33H9L10 35H8L7 36V34H5ZM24 33L25 35H23L22 33ZM81 32V33H80ZM229 32V33H228ZM11 33H13V34H11ZM20 33V34H19ZM75 33V34H74ZM30 36H29V35ZM60 34V35H59ZM72 34H73V36H72ZM17 35V36H16ZM81 35H82V37H81ZM255 35V37L254 38H259L258 36L259 35H257V34H254ZM7 36V37H6ZM33 36V37H32ZM47 36V37H46ZM52 36V37H51ZM65 36H66V34H65ZM14 37V38H13ZM24 37H28V38H30L29 40L30 41H26L25 40V38ZM77 37V38H78ZM107 37V38H106ZM55 38V40H54V42L52 41L53 39ZM60 39V41H58L57 39ZM63 38V39H62ZM5 39V40H4ZM35 39H37V41H34ZM39 39V40H38ZM51 39V40H50ZM72 39V38H71ZM46 40H48V41H46ZM63 40V41H62ZM69 40V39H68ZM73 40V39H72ZM107 40V41H106ZM216 40H218L216 37H208V38H206V41L207 42H210V43H213V42H216ZM242 40H244V39H242ZM32 41V42H31ZM35 43H34V42ZM55 41H58L57 43L55 42ZM66 41V42H65ZM70 41V40H69ZM75 41H76V43H75ZM80 41V42H81ZM105 41L107 42V43H105ZM239 41H241V40H239ZM6 42V43H5ZM26 42V43H25ZM29 44H28V43ZM31 42V43H30ZM40 42H41V44H40ZM61 42V43H60ZM98 42V43H97ZM127 44H126V43ZM245 42V43H244ZM246 42H248V40L246 41H241L240 43L238 42L237 43V45H234V46H232V49H234L236 46H238V48H239V53L242 55V58H241V63H242V68L241 69H243V70H241V71H243V73H244V76H245V74H246V76H245V78H244V80H250L251 79V81L250 82H256V83H254L253 84V82L251 83V85L253 86L254 85V89L253 88H251V92H253V94H256L255 92H257V90L259 89V87H260V84L263 82V78H262V76H261V74H259V71H258V64H257V60H256V58L250 53V51H248L247 49H243V48H245V45H246ZM9 43H11L12 45H10ZM47 43V44H46ZM78 43V44H77ZM87 43V44H86ZM99 43H100V45L101 46H104V48L102 47L101 48V46L99 45ZM125 43V44H124ZM7 44H9L11 47L10 48H8L9 47V45H7ZM31 44V45H30ZM43 44H45V45H43ZM56 45L55 47L53 46V45ZM108 44V45H107ZM114 44V45H113ZM116 44V45H115ZM238 44H240V45H238ZM39 45V46H38ZM79 45V46H78ZM123 45H125V46H123ZM24 46H25V48H24ZM61 46H62V48H61ZM95 46V47H94ZM1 47H3V49H4V52H2V48ZM13 47V48H12ZM40 47V48H39ZM91 47V48H90ZM110 47V48H109ZM242 47V48H241ZM47 48V49H46ZM106 48V49H105ZM115 48V49H114ZM241 48V49H240ZM34 49V50H33ZM37 49V50H36ZM39 49V50H38ZM42 50H44V51H42ZM131 50H132V48H131ZM33 53H32V52ZM72 51V50H71ZM231 51V50H230ZM1 52L2 53H5V54H1ZM7 52V53H6ZM43 52V53H42ZM100 52V53H99ZM112 52H114V53H112ZM39 53V54H38ZM234 52H229V51H227V52H225L224 54H222V56H220L219 54H215V53H213V57H214V60H215V62H217L216 63V65H218V66H216L215 64L212 66L213 67V69L211 68V67H209V68H207L208 66H206L204 63H202V64H204L205 66H206V68H205V71L206 72H209V73H211L210 75H205L203 72H200V73H198L197 75H196V80L198 81V82H196V83H199L200 82V84L201 83H205L204 81H202V80H205V81H207V82H209L208 83V85H213L214 83H216V84H221L222 82H224V81H228L229 79V77H227V74H226V70H228V68L229 69H231V68H233V66H234V64H232V61H233V59H234V54H233ZM33 54V55H32ZM137 54V55H136ZM4 55H7L5 58L3 57L2 58V56H4ZM19 55V56H18ZM28 55V56H27ZM31 55V56H30ZM37 55V56H36ZM87 55H89V56H87ZM91 55V56H90ZM36 56V57H35ZM43 56V57H42ZM96 56V57H95ZM105 56V57H104ZM107 56V57H106ZM119 56V57H118ZM122 56V57H121ZM217 56V57H216ZM250 56V57H249ZM8 57H9V59H8ZM11 57H14V59H16V60H13ZM105 59H104V58ZM22 58V59H21ZM31 58V59H30ZM223 58V59H222ZM232 58V59H231ZM248 58V59H247ZM251 58V59H250ZM5 59V60H4ZM6 59H8V60H6ZM17 59H18V61H17ZM41 59H43V61L41 60ZM119 60V61H121V60H126V59H128L129 61V63H131L132 64V66H131V68H129V69H127V71H121V69L120 68H118V67H111L112 65H113V63H114V61L115 60ZM217 59V60H216ZM220 59V60H219ZM226 61H225V60ZM13 60V61H12ZM23 60V61H22ZM28 60V62H29V60H30V62H29V69L30 70H27V72H26V74L24 73V72H22V70H23V67L24 66H22V64H24L25 63V61H27ZM37 60V61H36ZM10 61V62H9ZM17 63V62H19V63H15V62ZM22 61V62H21ZM131 61H133V63H135L134 65H133V63L131 62ZM222 61V62H221ZM248 61V62H247ZM253 61H255V63L253 62ZM11 62H14V64L13 63H11ZM251 62V63H250ZM9 63H11V65L9 64ZM37 63V64H36ZM56 63H58V65L56 64ZM138 63H140V65L142 64V66L143 65H145L144 66V68L142 67V66H139V64ZM145 63V64H144ZM221 63V64H220ZM226 63V65H224V64ZM42 64V65H41ZM110 64H112L111 66H110ZM252 64V65H251ZM14 66V68L12 69V68H10L11 66ZM31 65H33V66H31ZM53 66L54 68H49L50 66ZM55 65V66H54ZM228 65V66H227ZM34 66H35V68H34ZM111 67V68H108V67ZM148 68H147V67ZM219 66H220V68H219ZM225 68H227V69H225ZM249 66V67H248ZM19 67V68H18ZM44 67V68H43ZM138 67H141V68H139L138 70H137V68ZM215 67V68H214ZM19 70H17V69ZM39 68V69H38ZM42 68V69H41ZM136 70H135V69ZM154 68V69H153ZM14 69H16V70H14ZM48 69V70H47ZM109 69V70H108ZM132 69H134V70H132ZM206 69H208V70H206ZM74 70V67H71V68H69V71H73ZM248 70V71H247ZM251 70V71H250ZM120 71V72H119ZM133 71V72H132ZM161 71V70H160ZM159 71V72H160ZM246 71V72H245ZM51 72V73H50ZM118 72V73H117ZM158 72V71H157ZM159 72H158V75H161V74H159ZM162 72V71H161ZM247 72H250V74L249 73H247ZM99 73V74H98ZM107 73V74H106ZM97 74V75H96ZM116 74V75H115ZM213 74V75H212ZM247 74H249V76L247 75ZM92 75V76H91ZM113 75V76H112ZM188 75H190V73H188ZM201 75V76H200ZM215 75V76H214ZM223 75V76H222ZM253 76V78L254 79H252V76ZM261 77H260V76ZM264 75V74H263ZM39 76V77H38ZM102 76V77H101ZM227 77V78H223V77ZM241 76H243V74L241 75ZM250 76H251V78H250ZM33 77V78H32ZM138 77V78H137ZM96 78V79H95ZM189 78V77H188ZM202 78V79H201ZM205 78H207V79H205ZM256 78H258L259 80H257ZM91 79V80H90ZM119 79V80H118ZM190 79V78H189ZM221 79H224V80H221ZM227 79V80H226ZM89 80L91 81V82H89ZM94 80V81H93ZM133 80V79H132ZM256 80V81H255ZM50 81V80H49ZM98 81V82H97ZM184 81H189L188 79H185ZM241 81H243V80H241ZM59 82V83H58ZM206 82V83H207ZM244 82V81H243ZM243 82H241V84H243V86L244 85H250L249 84V82H247V81H245V82H247L246 84H244ZM55 83V84H54ZM76 83V82H75ZM88 83V84H87ZM135 83V82H134ZM73 84V83H72ZM117 84V85H116ZM202 84V86H200L199 84H198V86H195L196 84H194V85H191L190 87H194V89L193 90H191L192 88H188V90L190 91H194L193 93H192V96L193 97H195L197 94H196V92H198V90L200 91V89H202L203 91H205V87H204V85ZM41 85H44V86H42V87H40ZM56 85V86H55ZM113 85H114V87H113ZM257 85V86H256ZM35 86V87H34ZM39 86V87H38ZM217 86V85H216ZM0 87H1V89H3V90H1L0 92H2V93H5L6 91L8 92V90H6V89H4V86L2 87V83L0 84ZM45 89H44V88ZM53 87V88H52ZM121 87V88H120ZM256 87V88H255ZM257 87H258V89H257ZM87 88H88V90H87ZM200 88V89H199ZM217 88V87H216ZM216 88H211V89H206V90H208L210 93L209 94H207V101H206V103L207 104H209V106L210 107H215V108H218V107H220L219 105H221L222 106V95H224L223 94V92H222V90L220 89V88H217V89H219V90H216ZM115 89V90H114ZM120 89V90H119ZM122 89V90H121ZM134 89V90H133ZM196 89H198V90H196ZM107 90V89H106ZM117 90H118V92H117ZM14 91V90H13ZM29 91H30V93H31V95H30V93H29ZM116 93H115V92ZM137 91V92H136ZM208 91H206V93L208 92ZM216 91H218V93H219V91H221L219 94L216 92ZM6 92V93H7ZM23 92V93H22ZM32 92H33V94H32ZM41 92H44V93H41ZM70 92V91H69ZM171 92V91H170ZM55 93L57 94V95H55ZM110 95H109V94ZM173 92H171V94H172ZM222 93V94H221ZM136 94V95H135ZM144 96H146V97H144ZM169 94V93H168ZM40 95V96H39ZM102 95V96H101ZM139 95H142L143 96V99H141V100H138L137 98H135L134 99V97L135 96H139ZM195 95V96H194ZM107 96V97H106ZM110 96V97H109ZM203 96V98H205V94H203L202 95ZM255 96V95H254ZM15 97V96H14ZM162 97H164V96H162ZM40 98H42V100L40 101V102H36V100L35 99H40ZM54 98V99H53ZM132 98V99H131ZM23 99H24V102H23ZM53 99V100H52ZM109 99V100H108ZM34 101L33 103L31 102V101ZM57 100H58V102H57ZM140 101L144 106H143V108H140V107H134V105H133V103L135 102V101ZM145 102H144V101ZM149 100V101H148ZM222 100V101H221ZM20 101V102H19ZM52 101H54V102H52ZM99 101L101 102V103H99ZM3 102H10V99L8 100V98L7 99H4L3 100ZM48 102V103H47ZM56 103V106L54 105V104H52V103ZM115 102H116V104H115ZM37 103V104H36ZM103 103V104H102ZM113 103V104H112ZM126 103H127V105H126ZM151 103V104H150ZM19 104V105H18ZM60 104V105H59ZM101 104V105H100ZM107 105V107H106V105ZM110 104H112V105H110ZM172 104H173V107H171L172 106ZM205 104V103H204ZM212 104V105H211ZM49 105V106H48ZM58 105V106H57ZM129 105V106H128ZM133 107H132V106ZM43 106V107H42ZM102 106V107H101ZM112 107V109H111V107ZM120 106V107H119ZM126 107V109H125V107L124 108H122V107ZM62 107V108H61ZM101 107V108H100ZM109 107H110V109L111 110H109ZM116 107H118V108H116ZM169 107V108H168ZM204 107V106H203ZM47 108V109H46ZM106 108V109H105ZM127 108H132V110H131V114H133V115H137L138 117H136L135 116V119L130 115V116H128L125 120H124V123L126 122V124H122V118L119 116V114L121 115L125 110H127ZM166 108V109H165ZM195 108H197V106L195 107ZM200 108V109H199ZM205 108V107H204ZM122 109V110H121ZM124 109V110H123ZM167 109H168V111H167ZM202 109V110H201ZM235 109V108H234ZM46 111V112H44V111ZM134 110V111H133ZM197 110H200V113L202 112V111H204L203 110V108L202 107H198V109H196V111ZM48 111V112H47ZM110 111V112H109ZM117 111H119V112H117ZM138 111V112H137ZM147 112V113H144L143 114V112ZM195 111V109H192V113L194 112V115L195 114H198V112L199 111H197L196 112ZM215 111H217V110H215ZM44 112V114H42V113ZM63 112V113H62ZM116 114H115V113ZM134 112H136V113H134ZM166 112V113H165ZM196 112V113H195ZM46 113V114H45ZM57 113H58V115H57ZM60 113V114H59ZM138 113V114H137ZM142 113V114H141ZM228 114H230L231 115V113L232 114H235V111L234 110H232V112L231 111H228L227 112ZM34 114V115H33ZM38 114H41V115H39V117H37L38 116ZM51 114V115H50ZM55 114V115H54ZM73 114V115H72ZM111 114V115H110ZM149 114V115H148ZM67 115V116H66ZM71 115V116H70ZM75 115V116H74ZM107 115H109V117H111V121L109 122V123H107L104 119H106L105 117H108ZM114 115H116V116H114ZM148 115V116H147ZM194 115H191V117H193ZM66 116V117H65ZM143 116H145V117H143ZM152 116V117H151ZM169 116V117H168ZM174 116V117H173ZM68 117V118H67ZM73 117V118H72ZM77 119H76V118ZM129 117H132L133 118V120H132V118H130L129 119ZM160 117H162V118H160ZM166 117V118H165ZM171 117V118H170ZM80 118V119H79ZM98 118V119H97ZM102 118V119H101ZM120 118V119H119ZM138 119V121L142 118V120L143 121H145V122H143L142 120H140L141 122H143V123H141V122H138V124H137V119ZM177 118V123L175 122L176 119ZM18 119H20V120H18ZM18 119H16L15 121H16V123H13V121H11V120H2V121H0V128L1 127H4V126H6V125H10V123L12 122L13 124L11 125V126H17V124H19V125H22V127H25L26 125L24 124L27 120L25 119V118H18ZM77 121H76V120ZM82 119H83V121H82ZM115 119V120H114ZM155 119V120H154ZM180 119V120H179ZM23 120V121H22ZM66 120V121H65ZM148 120V121H147ZM159 120V121H158ZM167 120V121H166ZM70 121V122H69ZM75 121H76V123H75ZM81 121H82V123H81ZM96 121V122H95ZM136 121V122H135ZM151 121V122H150ZM174 121V122H173ZM180 121H181V123H180ZM187 121V122H186ZM189 121V122H188ZM104 122H106L107 123V125H104V126H102V127H100V124L101 125H103V124H105ZM132 122V123H131ZM150 122V123H149ZM164 122V123H163ZM183 122V123H182ZM69 123V124H68ZM72 123V124H71ZM118 123H120V124H118ZM136 123V124H135ZM215 121L211 124V125H213L211 128H210V130L208 131L209 133H211V135L212 136H214V134L215 135H217V133L216 132H218V130L216 129V127H218V126H216L215 125ZM62 124V125H61ZM68 124V125H67ZM96 124H99V125H96ZM134 124V125H133ZM139 124H141V127H140V125ZM144 124V125H143ZM163 124V125H162ZM174 124V125H173ZM175 124H177V125H175ZM183 124V126H181ZM73 125H75V126H73ZM82 125V126H81ZM136 125V126H135ZM138 125V126H137ZM247 125V124H246ZM245 125V126H246ZM64 128H63V127ZM67 126H69V127H67ZM77 126L78 127H82L81 129H83V132H82V130L80 129V128H77ZM97 126V127H96ZM107 126V127H106ZM112 126H114V127H112ZM129 126H132V128L131 127H129ZM149 126H152V127H150V128H152L153 130H149V132H148V129H150L149 128ZM154 126V127H153ZM162 126H164L163 127V130L161 129L162 128ZM171 126V127H170ZM179 126V127H178ZM215 126V127H214ZM244 125H243V127L242 126H240L239 128H237V129H235V132H236V130H238V129H240L241 130V133H242V130H245V128H248V126H249V124L245 127ZM32 127V126H31ZM66 127V128H65ZM91 127V128H90ZM95 129H94V128ZM116 127V128H115ZM161 127V128H160ZM181 127V128H180ZM192 128V130L194 131V132H191L190 130H191V128ZM197 127V128H196ZM199 127V128H198ZM241 127L243 128V129H241ZM26 128V127H25ZM73 130H72V129ZM89 128V129H88ZM97 128V129H96ZM100 128H101V130H100ZM121 128V129H120ZM127 128H129L128 130H127ZM136 128V129H135ZM160 128V131L158 130ZM180 128V129H179ZM188 128H189V130H188ZM213 128H215V129H213ZM76 129V130H75ZM88 131H87V130ZM169 129V132L167 131ZM188 130V132H187V134H186V131ZM198 129V130H197ZM204 129H205V127H204ZM81 130V131H80ZM97 130V131H96ZM132 130V131H131ZM147 130V131H146ZM173 132V134L175 135V134H177V135H180L181 136V138H183V139H181V138H179L180 136H175V139L176 140H174V141H177V138H178V141L176 142V147L177 146H179V147H175L174 146V144L172 145V142H173V137H174V135H172L171 133V131ZM177 130H179V132L177 131ZM211 130H213V133H212V131ZM214 130H215V133H214ZM240 130H238L237 132H240ZM95 131V132H94ZM129 131V132H128ZM154 132V134H153V132ZM197 131V132H196ZM14 133H16V134H21V132L20 131H13ZM97 132V133H96ZM106 134H105V133ZM126 132V133H125ZM130 132H132V133H130ZM135 132V133H134ZM141 134H140V133ZM158 132V133H157ZM174 132H176V133H174ZM199 132V133H198ZM204 132H205V130H204ZM248 131H247V129H246V131H243V133H245V134H248L247 133ZM93 133H94V135H93ZM129 133V134H128ZM178 133H180V134H178ZM192 133V134H191ZM193 133L195 134V135H193ZM201 133V134H200ZM37 134H39V135H37ZM131 134V135H130ZM147 135V137H146V135ZM149 134V135H148ZM190 134V135H189ZM196 134H197V136H196ZM206 134H208V133H206ZM219 134V133H218ZM222 133H220V135H221ZM46 135V134H45ZM114 135V136H113ZM123 135V136H122ZM125 135V136H124ZM127 135V136H126ZM137 135V136H136ZM159 135V136H158ZM194 137H193V136ZM210 135V134H209ZM39 136V137H38ZM78 136V137H79ZM115 136H117V137H115ZM120 136H121V138H120ZM151 136V137H150ZM155 136V137H154ZM74 137V136H73ZM77 137V136H76ZM96 137V138H95ZM140 139H142V140H139V138ZM150 137V138H149ZM161 137V138H160ZM163 137V138H162ZM165 137H167L166 139H165ZM171 137V138H170ZM177 137V138H176ZM115 138V139H114ZM121 140H120V139ZM123 138V139H122ZM127 138V139H126ZM148 138V139H147ZM154 138V139H153ZM191 138H193V139H191ZM49 139V140H48ZM144 139V140H143ZM149 139H151L150 141H154L155 139L156 140H159V147H160V149H162V151L165 153V156L164 155H158L156 158H155V165H156V163H162V161L161 160H163V158L164 157H166V155H171V156H176V154L178 153V151H180L179 152V155L181 156H179V155H177L178 157H180V158H182V156H184V155H187L186 153H189L190 151H192V152H190L189 153V155H191V158H192V163L193 164H189V165H186L184 168L185 169H188L189 171H190V174L189 175H185V177H186V179L185 180H187V181H185L184 180V177L183 176H181V177H176V178H174V179H172V180H169V181H163V182H160V183H158V182H156V183H154L153 181H155L156 180V177H151V176H148V175H146V173L148 172V169H144V171L141 169V173H140V168H139V173H137L136 171V175L134 174L135 172H132L131 170V168L132 167H135V166H137L136 165V163L134 162V161H132L133 159H134V155H132L131 156V154H127V152H125V153H122V154H120L118 157H120V159H122L123 161H121V164H122V166L121 167H123L124 168V171L126 170V172L124 173V175L122 176L121 174L122 173H120V175L119 174H117V173H112L111 175L113 176L114 175V177H112L111 175H105L106 176V178L104 177V175H103V177H101V178H98V181L96 180L97 178L95 177V175L97 174V171H95V172H93V171H91V169H95L96 167L97 168H99V166L101 165V163L103 162V161H105V158L106 159H108L109 157H111L110 155H109V153L111 154L112 153V149L113 148H111L112 146H124V147H127L128 146V148H129V150L128 151H135V150H137V147H138V149H140V148H143V146H145V144H146V142H144V141H149ZM163 139V140H162ZM181 139V140H180ZM186 139V140H185ZM195 139H196V141H195ZM215 139L218 141V138L217 137H215ZM105 140V139H104ZM141 141L140 142V144H139V142L138 143H136V142H134V141ZM160 140H162L161 142H160ZM182 141V140H184V141H182L183 143L184 142H186V143H184L185 144V146H184V144H183V148L181 147V145L179 144V143H181L180 141ZM188 140V141H187ZM198 140H200V141H198ZM249 140V139H248ZM248 140L246 139H243L242 141H241V145L242 146H244V143H245V147H247L248 149H256L255 148V145H253V143H252V139L251 140H249V142H248ZM115 143H114V142ZM124 141V142H123ZM189 141H192V142H190V143H188ZM198 141V142H197ZM244 141H246V142H244ZM32 142V143H31ZM112 142V143H111ZM155 142V141H154ZM195 142H196V147H195ZM249 144H248V143ZM57 145H56V144ZM60 143H62V144H60ZM67 145H66V144ZM70 143V144H71ZM78 143V144H77ZM128 143V144H127ZM161 143V144H160ZM174 143V142H173ZM252 143V144H251ZM44 144V145H43ZM48 144H50V146L48 145ZM125 144V145H124ZM134 144V145H133ZM155 144H157V142H155ZM186 144H187V146H186ZM201 144V145H200ZM23 145V144H22ZM22 145L21 146H15V148L16 147H22ZM48 145V146H47ZM137 145V146H136ZM139 145H141V147L139 146ZM163 147V148H161V146ZM169 147L170 148V150H169V148H167V149H165L166 147ZM192 145V146H191ZM194 145V146H193ZM198 145H199V147H198ZM249 145H251V146H249ZM23 146H25V145H23ZM122 146V147H123ZM133 146V147H132ZM154 146V145H153ZM172 148H171V147ZM211 146V145H210ZM89 147V146H88ZM109 147V148H108ZM131 147V148H130ZM190 147H191V150H189L190 149ZM193 147V148H192ZM66 148H69V149H66ZM173 148H174V150H173ZM180 148V149H179ZM218 148V149H217ZM222 148V149H221ZM73 149V150H72ZM96 149H98V150H96ZM107 149H109V150H107ZM164 149V150H163ZM173 151H172V150ZM197 151V153H196V151ZM218 150V151H216V150ZM66 150H68L69 151V153L66 151ZM93 150V151H92ZM166 150V151H165ZM169 150V151H168ZM176 150H178V151H176ZM219 150H220V152H221V154H219V155H217V153H220L219 152ZM72 151H74V152H72ZM90 151H91V153H90ZM107 151V152H106ZM183 151V152H182ZM86 152V153H85ZM85 153V154H84ZM108 153V154H107ZM145 153V152H144ZM144 153L141 155V158H139V159H143V162L144 163H146V161L147 160H144V159H147V157H148V154H145L144 155ZM183 153V154H182ZM224 153L226 154V156L227 157H223V156H225L224 155ZM78 154V157L77 156H73V155H77ZM104 155L103 157H101V155ZM182 154V155H181ZM216 155V156H214L213 157V155ZM4 155V156H3ZM63 155V156H62ZM65 155H67V157L65 156ZM71 155L73 156V160H72V157H71ZM79 155H80V158H79ZM114 155V154H113ZM230 155L232 156V157H230ZM6 156V157H5ZM87 156V157H86ZM107 156H109V157H107ZM117 156V155H116ZM124 156V157H123ZM162 156V157H161ZM177 156H176V158H177ZM211 156V157H210ZM62 157V158H61ZM65 159H64V158ZM84 157V158H83ZM98 159H96V158ZM99 157H101V158H99ZM240 157V158H239ZM78 160H77V159ZM82 158V159H81ZM87 158H88V160H87ZM98 161V162H96V160ZM133 158V159H132ZM206 158V159H205ZM222 158H224V159H222ZM8 159V160H7ZM69 159V160H68ZM76 159V160H75ZM84 159V161L82 162V160ZM86 159V160H85ZM91 159L93 160L92 162H91ZM101 159V160H100ZM136 159V158H135ZM203 159H205L206 161H208V162H206V161H204ZM244 159V160H243ZM249 159V160H248ZM15 160V161H14ZM33 162H32V161ZM39 160H38V163L40 164V162H39ZM63 160V161H62ZM72 160V161H71ZM95 160V161H94ZM130 160V161H129ZM153 160H151V161H153ZM201 160H203V162L201 161ZM211 160V161H210ZM216 160V161H215ZM218 160H221V161H219V163H217L218 162ZM6 161V162H5ZM67 161V162H66ZM73 161H75V162H77V163H75V162H73ZM86 161L87 162H89V163H86ZM102 161V162H101ZM164 161V160H163ZM209 161L211 162V163H213L214 165H215V167H217V166H219L220 168H216V170H213V171H206V172H202V171H200L199 170V168H205V165L206 164H208L209 163ZM213 161V162H212ZM243 161H246V162H243ZM250 161V162H249ZM253 162V164H252V162ZM1 162L3 163V164H1ZM5 162V163H4ZM60 162V163H59ZM72 162H73V164H78V163H80V162H82V163H80V164H78V165H76V166H74L73 164H72ZM95 162L97 163V165L95 164ZM134 162V163H133ZM150 162V161H149ZM195 162V163H194ZM205 162V165H203V163ZM24 163H26V164H24ZM131 163V164H130ZM196 163H198V165H199V163H201L200 164V166L198 167V165L196 164ZM246 163V164H245ZM58 164H60V165H58ZM61 164H63V167H62V165ZM66 164H70V165H67L68 167H65L66 166ZM72 164V165H71ZM210 164V163H209ZM208 164V165H209ZM213 164H211V165H213ZM217 164V165H216ZM9 165H7V166H9ZM22 165L25 167H22ZM34 165V164H33ZM58 165V166H57ZM93 165H95V166H93ZM123 165H125V167L123 166ZM128 165V166H127ZM130 165H131V167H130ZM134 165V166H133ZM193 165V166H192ZM196 165V166H195ZM3 166V167H4ZM20 166V167H19ZM71 166V167H70ZM93 166L94 168H91V167ZM189 166H191L192 168H190ZM247 166V167H246ZM64 167H65V169H64ZM130 167V168H129ZM138 167V166H137ZM187 167H189V168H187ZM198 167V170H196V168ZM233 167V166H232ZM243 167V168H242ZM2 167H0V176H4V175H7V174H9V172H11L10 171V169H4V170H6V171H4L3 169H1ZM66 168H68V169H66ZM72 168V169H71ZM195 168V169H194ZM222 168V169H221ZM70 169V170H69ZM76 169H78V170H76ZM128 169H129V171H128ZM191 169V170H190ZM224 169V170H223ZM247 169V170H246ZM69 172H71V174H69L68 173V171ZM147 170V171H146ZM193 170H195V171H193ZM245 170V171H244ZM14 171H16V170H14ZM19 171V169H17V171L16 172H18ZM61 171H63L62 172V174L64 173V176L63 177H60V176H58L60 173H61ZM74 171V173H72ZM131 171V172H130ZM200 172V173H198V172ZM67 172V173H66ZM78 174H77V173ZM79 172H80V174H81V176H80V174H79ZM91 172H93L92 174H91ZM85 175H83V174ZM90 173V174H89ZM129 173V174H128ZM202 174V173H204L202 176H197L198 174ZM207 173V174H206ZM250 173H251V175H250ZM69 174V175H68ZM131 174V175H130ZM143 174V175H142ZM205 174H206V176H205ZM15 175V174H14ZM14 175H13V177H14ZM56 175V176H55ZM73 175H75V177L73 176ZM115 175H117V176H115ZM69 176V177H68ZM122 176V177H121ZM128 176V177H127ZM145 176V178L147 177V179H144V178H142V177H144ZM204 176V177H203ZM248 176H250L249 178H247ZM16 177V176H15ZM67 177H68V179H67ZM87 177H90L89 178V180H95V181H85V179L87 178ZM94 177V178H93ZM134 177V179H132ZM196 179H194V178ZM199 178V180H198V178ZM70 178H72V179H70ZM75 178V179H74ZM120 179V181L119 180H117V179ZM150 178V179H149ZM58 179V180H57ZM78 179V180H77ZM100 179V180H99ZM102 179H104L103 181H102ZM136 179V180H135ZM194 179V180H193ZM32 180V181H31ZM45 180V179H44ZM56 180V181H55ZM60 180V181H59ZM70 180H73V181H71L70 182ZM77 180V181H76ZM114 180H115V183H113L114 182ZM116 180H117V183H116ZM133 180V181H132ZM144 180V181H143ZM193 181V183H192V181ZM29 181H30V185H27V184H29ZM35 181V182H34ZM46 181V180H45ZM110 181H111V183H110ZM137 181V182H136ZM146 181V182H145ZM196 181V182H195ZM32 182V183H31ZM59 182L61 183V184H59ZM86 182V183H85ZM179 182V183H178ZM194 182H195V185H193L194 184ZM198 182V183H197ZM18 183V184H17ZM39 185H38V184ZM49 183H51V184H49ZM52 183H54L53 185H52ZM58 183V184H57ZM81 183H82V187L81 186H79V185H81ZM97 183V184H96ZM106 183H108V184H106ZM112 183L114 184L113 186H112ZM118 183H120V184H118ZM146 183V184H145ZM149 183V184H148ZM166 183H168V184H166ZM187 183V184H186ZM197 183V184H196ZM57 184V185H56ZM69 184V186H67ZM83 184H85L84 186H83ZM86 184H87V186H91V187H88V188H90L89 189V192L88 191H86L88 188H86ZM92 184H93V186H92ZM170 184H171V187H170ZM45 185V186H44ZM63 185H66L65 187L63 186ZM73 185H75V186H73ZM107 186V187H105V186ZM166 185H167V187H166ZM169 185V186H168ZM44 186V187H43ZM180 186V187H179ZM191 186V187H190ZM73 187V188H72ZM119 187V188H118ZM93 188H95V189H93ZM98 188V189H97ZM167 188V189H166ZM212 188V191H210V189ZM67 189V188H66ZM118 189V190H117ZM207 189H209V191H207ZM41 191V192H40ZM66 191V190H65ZM6 192V193H5ZM40 192V193H39ZM111 192H112V190H111ZM1 193H3V194H1ZM172 193V194H171ZM7 194V195H6ZM13 194V195H12ZM15 195V196H14ZM31 195V196H30ZM99 195H101V194H99ZM3 196H5V198L3 197ZM27 196V197H26ZM101 196H105L103 193H102V195ZM152 196H153V198H152ZM159 196V195H158ZM11 197V198H10ZM65 197V196H64ZM26 198V199H25ZM65 198H69V197H65ZM133 198L135 199V202H139L140 201V197L139 196H133ZM153 199V200H152ZM156 199V197H155V195H153V194H151V195H146V198L145 199H143L144 201H146V206L148 205H150V203H151V205H152V203H154V200ZM3 200V201H2ZM51 201H49V199L47 200H34V201H32V203H34V205H35V208L37 207V208H39L40 206H42L41 208H44V206H45V208H46V210L45 211H47V210H49V209H51V210H49L48 212V216H46V220H43L45 223H43L42 221H41V229L40 230H38L37 232H28V229H30L31 227H33L32 225H31V227H30V225H29V223H27L26 222V224H25V220L23 219V218H21V219H19V222H16V223H18V224H16L15 225V223L14 224H9V223H0V264H27V263H29V264H48L49 263V261H51V259H52V261H53V256H56L57 258H54L55 260V262H56V259H57V262L59 263V264H62V263H60L59 261L61 260V258L59 257V255H60V253H61V249H62V247H63V244H64V238H63V236H62V234H61V232H60V230H63L64 229V226H65V221H63V219L65 218V217H73V216H76V213H77V210L76 209H72V211H71V209H69L68 208V206H64L63 207V211L62 210H56V209H52V207L50 208V205H49V203H50ZM134 202V203H135ZM37 203V204H36ZM27 204V203H26ZM45 204V205H44ZM24 207V206H23ZM44 208V209H45ZM65 208V209H64ZM68 210H70V211H68ZM76 210V211H75ZM44 211V212H45ZM66 211H68V212H66ZM76 213H75V212ZM66 212V214H68V215H65L64 213ZM73 214V213H75V215H73V216H69V214ZM168 213V214H167ZM172 212L168 209V208H163V215H164V217H167V218H170L171 216H172V214H171ZM171 214V215H170ZM24 220V221H23ZM179 222V221H178ZM44 228V229H43ZM150 227H148L147 228V230H145V232H151L152 230H153V228L151 227L150 229H149ZM113 231H119L120 230V227H118V226H115L113 229H112ZM58 231V232H57ZM60 232V233H59ZM147 235V234H146ZM28 237V239H26ZM30 237H32V238H34V239H32L34 242H32V240H30ZM113 237H116V238H118L119 236H117V235H113ZM35 240H36V242H35ZM102 250H100L99 251V254L100 255H103L104 254V251H102L103 252V254H102V252H101ZM45 254H47L48 256H46ZM45 255V256H44ZM52 256L51 257V259H50V256ZM25 258H27V260L25 259ZM28 258H29V260H28ZM20 259V260H19ZM31 259H32V261H31ZM18 260V261H17ZM35 260V261H34ZM59 260V261H58ZM36 262V263H35ZM57 262L55 263V264H57ZM124 264V263H123ZM126 264H128V263H126Z\"/></svg>",
  "mask_w": 264,
  "mask_h": 264
},
{
  "label": "built area",
  "instance_id": "obj_3",
  "mask_svg": "<svg viewBox=\"0 0 264 264\" xmlns=\"http://www.w3.org/2000/svg\"><path fill=\"white\" fill-rule=\"evenodd\" d=\"M154 36L158 39H161V40H168V39L172 38L170 31L166 30L164 28V26L160 25V24L155 26ZM254 224L257 225L258 227H260L264 232V215L255 219ZM217 255H218V253H216L214 251L205 250V252H203V254H202L201 261L199 264H219L216 261ZM204 257H205V261L202 260V258H204ZM263 260H264V258H263Z\"/></svg>",
  "mask_w": 264,
  "mask_h": 264
}]
</instances>
